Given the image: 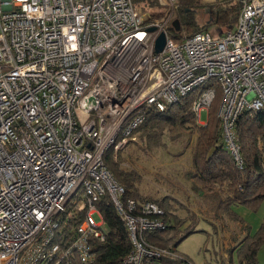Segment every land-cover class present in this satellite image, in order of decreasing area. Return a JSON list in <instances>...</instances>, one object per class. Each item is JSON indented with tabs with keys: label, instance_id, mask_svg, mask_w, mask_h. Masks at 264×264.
<instances>
[{
	"label": "built area",
	"instance_id": "built-area-1",
	"mask_svg": "<svg viewBox=\"0 0 264 264\" xmlns=\"http://www.w3.org/2000/svg\"><path fill=\"white\" fill-rule=\"evenodd\" d=\"M134 1L0 0V264H91L90 241L105 242L104 197L125 225L127 264L177 257L143 236L167 228L163 210L123 200L103 161L137 142L143 106L165 112L211 82L192 103L196 124L218 89L221 137L242 167L235 123L264 112V0H232L238 15L219 38L175 35V0H156L159 18ZM79 212L70 243H54Z\"/></svg>",
	"mask_w": 264,
	"mask_h": 264
},
{
	"label": "trees",
	"instance_id": "trees-1",
	"mask_svg": "<svg viewBox=\"0 0 264 264\" xmlns=\"http://www.w3.org/2000/svg\"><path fill=\"white\" fill-rule=\"evenodd\" d=\"M176 16L180 23V31L194 35L207 31L211 25H219L225 32L233 27L238 15L239 5L230 6L219 4L212 10L211 17L203 27L196 25L193 14L201 7V0H176ZM150 3V2H149ZM154 5V3H153ZM158 4L154 5L157 8ZM211 85V82L197 87L177 103L171 105L165 112H159L152 107H141L144 115L143 123L133 132L137 142L144 145L146 151L166 148L163 138L167 133L176 129H190L196 134L192 154V171L188 178L194 184L196 191L203 195L214 194L217 209L227 219L243 223V220L233 212L234 206H241L256 211L264 203V112H244L235 123L238 149L242 159V167H237L233 156L226 149L221 137L218 117L209 118L205 125H197L191 106L198 94ZM216 110L220 103V91L215 89ZM219 98L217 99V95ZM214 103V104H215ZM210 107V109H211ZM209 109V110H210ZM138 112V113H139ZM105 152L103 161L105 167L125 190L123 200H134L137 203L150 201L156 203L164 212L163 221L167 228L162 231L145 233L144 239L157 247L174 252L177 257L162 256L152 264H192V261L176 252L177 238H181V227L185 221L180 220L174 213L173 207L164 197L160 200L143 198L137 191L136 185L140 176L134 171H124L120 162L114 159L115 151ZM117 154V153H116ZM71 205V206H70ZM68 209L76 208L70 204ZM97 208L105 222V242L90 241V248L95 254L91 264H127V257L132 250L124 223L115 212L113 204L107 197L101 199ZM82 212L76 218L60 225L55 231L53 242L68 245L72 240L74 228L81 223ZM184 229V234L195 233V228ZM189 236V235H188ZM264 246V220L252 236H245L235 249L238 264H259L257 254ZM75 264H80L75 262Z\"/></svg>",
	"mask_w": 264,
	"mask_h": 264
},
{
	"label": "rangeland",
	"instance_id": "rangeland-1",
	"mask_svg": "<svg viewBox=\"0 0 264 264\" xmlns=\"http://www.w3.org/2000/svg\"><path fill=\"white\" fill-rule=\"evenodd\" d=\"M153 3L154 5L158 4L156 0L134 1V4L142 10L143 14L160 9L159 4L157 8H154ZM218 3L230 6L234 2L232 0H201V7L193 14L196 25L205 26L211 17L210 11L216 10ZM175 16L176 10L174 19ZM184 32L187 33V31ZM206 32L210 34V37L219 38L225 33V29L219 25H211ZM174 34L178 35L175 31ZM218 98L219 94L217 95ZM214 103L210 110L200 112L201 123H207L209 118L217 116L218 108L216 110L217 105ZM195 140L194 131L175 129L174 132L164 136L165 149L146 151L144 145L138 141L128 143L117 154L114 153V159L120 162V167L124 171H134L139 174L140 182L136 188L143 198L152 200L169 198L168 202L173 207V213L180 220L185 221L184 225L180 226L182 235L181 238H177L176 252L188 257L192 264H220L223 261L219 258L216 247L217 241L212 229H214L213 226L223 229L226 217L222 216L216 207V196L214 194H200L188 178V174L192 171V150H194ZM109 151L111 150L107 152ZM77 201L76 198H73L71 203ZM263 207L260 206L258 210L250 211L248 208L234 206L232 210L242 220L244 219L243 222L249 223V226L252 225L253 229H257L258 223L264 216ZM95 218L98 219L97 216ZM190 225L195 228V233H191L183 239L184 232L191 228ZM225 228L227 229V226Z\"/></svg>",
	"mask_w": 264,
	"mask_h": 264
},
{
	"label": "crops",
	"instance_id": "crops-1",
	"mask_svg": "<svg viewBox=\"0 0 264 264\" xmlns=\"http://www.w3.org/2000/svg\"><path fill=\"white\" fill-rule=\"evenodd\" d=\"M264 206V203L261 205ZM264 208V207H263ZM264 220V216L261 218L260 223H258V228L261 225L262 221ZM224 222V228L214 227L212 231L214 232V238L216 239V247L218 250V255L223 263L220 264H238L236 259V248L240 245L243 241L245 236H252L257 230L253 229V226H249V223L243 222L238 223L231 221L226 218ZM244 221V219H243ZM227 226V229L225 228ZM195 232V231H194ZM209 235V234H207ZM209 238V237H208ZM181 254V253H179ZM183 255V254H182ZM235 256V257H234ZM257 260L259 264H264V246L260 248L257 254Z\"/></svg>",
	"mask_w": 264,
	"mask_h": 264
},
{
	"label": "water",
	"instance_id": "water-1",
	"mask_svg": "<svg viewBox=\"0 0 264 264\" xmlns=\"http://www.w3.org/2000/svg\"><path fill=\"white\" fill-rule=\"evenodd\" d=\"M155 15L157 16L156 18L160 17V11H155ZM172 26V30H174L175 32H179L180 31V23L177 19H174L171 23ZM155 30L154 27L149 28L150 32H153ZM166 38L165 35L163 33H161L158 38L155 41V52L159 53L162 51L164 44H165ZM188 235H190V233L186 234L183 239H185Z\"/></svg>",
	"mask_w": 264,
	"mask_h": 264
}]
</instances>
